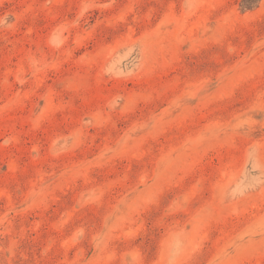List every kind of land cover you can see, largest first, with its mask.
<instances>
[{
    "label": "rangeland",
    "instance_id": "374dc122",
    "mask_svg": "<svg viewBox=\"0 0 264 264\" xmlns=\"http://www.w3.org/2000/svg\"><path fill=\"white\" fill-rule=\"evenodd\" d=\"M0 264H264V0H0Z\"/></svg>",
    "mask_w": 264,
    "mask_h": 264
}]
</instances>
